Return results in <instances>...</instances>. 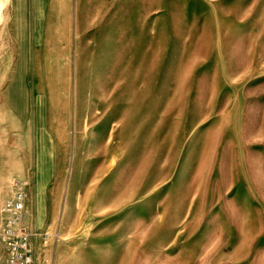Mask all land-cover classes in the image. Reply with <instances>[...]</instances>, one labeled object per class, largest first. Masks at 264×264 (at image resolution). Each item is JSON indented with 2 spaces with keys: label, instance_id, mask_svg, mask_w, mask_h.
I'll return each instance as SVG.
<instances>
[{
  "label": "rangeland",
  "instance_id": "1",
  "mask_svg": "<svg viewBox=\"0 0 264 264\" xmlns=\"http://www.w3.org/2000/svg\"><path fill=\"white\" fill-rule=\"evenodd\" d=\"M18 201L34 264H264V0H0V264Z\"/></svg>",
  "mask_w": 264,
  "mask_h": 264
},
{
  "label": "built area",
  "instance_id": "2",
  "mask_svg": "<svg viewBox=\"0 0 264 264\" xmlns=\"http://www.w3.org/2000/svg\"><path fill=\"white\" fill-rule=\"evenodd\" d=\"M8 223L4 228V260L2 264H34L30 243V231L23 225H18L24 210L21 201L8 205ZM10 221L14 225L10 226Z\"/></svg>",
  "mask_w": 264,
  "mask_h": 264
},
{
  "label": "crops",
  "instance_id": "3",
  "mask_svg": "<svg viewBox=\"0 0 264 264\" xmlns=\"http://www.w3.org/2000/svg\"><path fill=\"white\" fill-rule=\"evenodd\" d=\"M20 83H16V85L11 89L10 99L15 106L19 107L21 101H23L22 91L20 89Z\"/></svg>",
  "mask_w": 264,
  "mask_h": 264
}]
</instances>
